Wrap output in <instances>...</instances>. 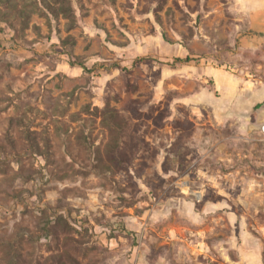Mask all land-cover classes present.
I'll return each mask as SVG.
<instances>
[{
  "label": "rangeland",
  "instance_id": "rangeland-1",
  "mask_svg": "<svg viewBox=\"0 0 264 264\" xmlns=\"http://www.w3.org/2000/svg\"><path fill=\"white\" fill-rule=\"evenodd\" d=\"M245 10L0 0V264L57 259V216L81 264H264V48Z\"/></svg>",
  "mask_w": 264,
  "mask_h": 264
},
{
  "label": "trees",
  "instance_id": "trees-1",
  "mask_svg": "<svg viewBox=\"0 0 264 264\" xmlns=\"http://www.w3.org/2000/svg\"><path fill=\"white\" fill-rule=\"evenodd\" d=\"M56 8H57V13L65 12L66 16L69 17L70 19H72V16L70 13V10H71L70 7H67L66 5L62 4L61 6L56 7ZM55 13H56V11H55ZM64 42L65 43H71V42L73 43L74 39H73V37L68 36L64 40ZM71 55L75 56V55H73V53H71ZM190 60H191L190 57L176 58V61H181V62H188ZM74 62L79 63L81 66L85 67V64L78 61V60L74 61ZM261 105H262V103H258L255 106V108H259ZM263 129H264V125H263ZM60 228H64V233H65L64 236H62L60 234V232H59ZM68 228H71V225H70L69 221L63 216H57L55 222L53 220H50V221L45 223L43 230L46 231L48 235H51L53 241H55L58 244H62L63 250L57 259L55 257L51 261H47L46 263H41V264H81L79 262V259L75 255V252H77L81 248V243H80L79 239H76L75 237L71 236ZM24 237H25L24 235H18L17 238L14 239V242H12V245L14 247H16L18 245H22L24 242ZM2 241L3 240L0 238V243ZM48 246L50 249H52V247H51L52 244H49ZM15 259L16 260L11 262L10 264H27L26 262H23L22 260H20L18 258V255H17V258H15ZM61 259H64V260H61Z\"/></svg>",
  "mask_w": 264,
  "mask_h": 264
},
{
  "label": "crops",
  "instance_id": "crops-1",
  "mask_svg": "<svg viewBox=\"0 0 264 264\" xmlns=\"http://www.w3.org/2000/svg\"><path fill=\"white\" fill-rule=\"evenodd\" d=\"M246 7L245 16L251 19L252 28V47L257 49L264 48V0H241ZM244 16V17H245ZM262 67V65H259ZM219 79V84H221ZM264 90V85L261 87Z\"/></svg>",
  "mask_w": 264,
  "mask_h": 264
}]
</instances>
